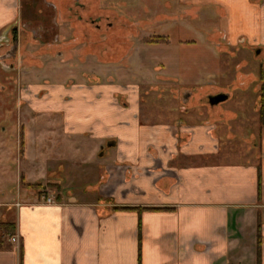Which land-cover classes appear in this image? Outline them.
I'll use <instances>...</instances> for the list:
<instances>
[{"label":"crops","instance_id":"crops-1","mask_svg":"<svg viewBox=\"0 0 264 264\" xmlns=\"http://www.w3.org/2000/svg\"><path fill=\"white\" fill-rule=\"evenodd\" d=\"M47 1L0 0V37L13 25L47 24L46 6L53 3ZM169 1L173 5L168 3L167 9L187 11L189 19L181 24L191 32H198L191 8L216 9L214 37L228 42L225 50L242 43L264 46V0ZM29 7L35 22L23 12ZM140 54L135 55L137 72L142 71ZM109 65L102 69L110 70ZM107 70L100 75L93 69L90 73L97 77L80 82L72 78L70 85L55 86L54 98L44 97L45 108L54 107L43 116L58 125L42 138L55 141L56 154L45 156L50 151L43 148L42 158L32 161L34 153L26 148L24 155L28 167L45 170L48 185H53L46 196L56 204L30 193L31 200L23 203L24 190L18 191L9 206L15 210L10 222L16 233L0 249V264H258L259 239L264 264L260 98L254 102L257 117L251 126L234 123L236 114L221 107L232 95L211 105L210 96L196 99L195 86L181 88L184 97L176 98L184 115L166 100L149 112L143 107L148 103L140 100L141 89L125 83V69ZM244 79L234 81L237 90L250 89L249 76ZM253 89L259 92L260 83ZM188 103L198 108L189 113ZM160 108L163 113L154 114ZM245 125L252 132L242 148L232 140ZM29 173L28 184L42 181H32Z\"/></svg>","mask_w":264,"mask_h":264},{"label":"rangeland","instance_id":"rangeland-1","mask_svg":"<svg viewBox=\"0 0 264 264\" xmlns=\"http://www.w3.org/2000/svg\"><path fill=\"white\" fill-rule=\"evenodd\" d=\"M51 1L58 9L49 8L51 4L46 6L48 20L45 16L43 20H47V24L38 22L21 27L15 44L0 48V222L14 220L15 210L10 211L9 206L18 199L19 190H24L23 198L19 199L25 203L30 199L28 193L43 198L52 189L48 185L49 179L44 177L45 170L36 165L28 167L24 154L28 148L34 153L32 161L35 157L39 161L42 149L46 148L50 155L46 153L45 156L54 158L51 155L56 154L55 141L44 142L42 134L49 129L55 130L58 123L55 120L47 122L44 118L43 112L54 106L45 108L47 101L43 100L54 98L55 86L69 83L72 78L77 82L84 81L87 77H97L96 74L106 75L104 71L108 68L102 69L105 65L110 64V70H107L110 72L118 71L121 65L126 73L125 83L141 89L140 95L143 96L140 100L148 103L143 104L146 111L158 108L166 100L173 103L172 107L179 115H184L180 112L181 102L178 100L184 97L181 88L195 86L199 92L196 99L221 93L232 95V99L221 107L236 114L234 123L244 122L251 126L252 120H256L253 106L260 98L261 88L259 92L253 88L256 83L261 87L260 74L264 76V46L255 43L247 48L242 43L246 48L230 45L225 50L228 42L214 37L218 35L215 27L219 18L213 7L190 9L198 17L191 19L198 32H191L184 30L186 27L181 24L189 19L187 11L178 7L167 9L168 3L173 5L169 0H80L85 5L79 11L80 20L68 19L67 11L74 5L73 0ZM33 11L31 7L23 11L30 22H35L32 20L35 19ZM39 12L45 13L46 10ZM100 15L109 17L100 22V27L87 20L89 16L97 18ZM58 35L62 43L56 46ZM150 38H161V42L145 41ZM138 50L141 72L135 69ZM93 69L98 72L92 76L90 71ZM177 73V77H173ZM246 75L253 84L247 91L237 90L234 81L244 79ZM196 80L200 83H194ZM209 81L205 87L204 82ZM199 84L204 88L200 89ZM151 102L153 106L149 105ZM186 107L189 113L198 108H192L189 103ZM162 113V108L158 112L154 110V114ZM240 130L232 141L243 148L247 146L252 130L246 125ZM28 172L32 181L43 182L26 187L30 185L25 180ZM4 242L10 244L9 237Z\"/></svg>","mask_w":264,"mask_h":264},{"label":"flooded vegetation","instance_id":"flooded-vegetation-1","mask_svg":"<svg viewBox=\"0 0 264 264\" xmlns=\"http://www.w3.org/2000/svg\"><path fill=\"white\" fill-rule=\"evenodd\" d=\"M48 4H51V3H48ZM73 4L74 5H72V6H70L68 8L69 9L67 11V13L69 14V18L68 19H70V18L71 19H76V20L82 19V17L79 16V11H80V9L84 8L85 5L82 2H80V0H73ZM53 6L55 7V5L51 4L50 5V8H53L54 9ZM107 18H109V17L108 16H105V15H100L97 18H94L92 16L91 17L89 16L87 20L90 21L92 24L96 25L97 27H100V25H99L100 22L103 21V20H105V19H107ZM59 21H61V19H59L57 22L59 23ZM58 23L56 24L57 26L59 25ZM26 26H28V27L31 26V23L30 24H26L25 27ZM20 34H21V30H20V26L19 25H13V26H11L10 27V30H8L4 35H2L0 37V48H3L5 46H7L9 43L15 44L17 42V40L19 39ZM60 42L62 43V40L59 39V35H58L57 38H56V40H55L56 46H58V44ZM59 54L61 55V53H59ZM70 83L71 82H69L68 85H70Z\"/></svg>","mask_w":264,"mask_h":264},{"label":"trees","instance_id":"trees-1","mask_svg":"<svg viewBox=\"0 0 264 264\" xmlns=\"http://www.w3.org/2000/svg\"><path fill=\"white\" fill-rule=\"evenodd\" d=\"M164 40H165V42L167 41L166 39H164ZM145 41H147L148 43H152V44H158L161 42V38H155V39L150 38V39H146ZM260 80H261V87H260L261 93H260V102H259L260 119H261V121H263V118H264V76L262 73L260 74ZM34 185H36V184L28 185L26 187L31 188V187H34ZM50 186H53V185H50ZM260 195H261V185L259 184V196ZM127 209H130V208L116 207L113 210H127ZM15 233H16V224L14 222H7V221L0 222V249H2L3 247L5 248L4 240L6 239V237L7 238L13 237V236H15ZM260 248H261V239H259L258 264H261Z\"/></svg>","mask_w":264,"mask_h":264},{"label":"water","instance_id":"water-1","mask_svg":"<svg viewBox=\"0 0 264 264\" xmlns=\"http://www.w3.org/2000/svg\"><path fill=\"white\" fill-rule=\"evenodd\" d=\"M228 99V95L221 93L215 96H210L209 100L211 105H218Z\"/></svg>","mask_w":264,"mask_h":264},{"label":"built area","instance_id":"built-area-1","mask_svg":"<svg viewBox=\"0 0 264 264\" xmlns=\"http://www.w3.org/2000/svg\"><path fill=\"white\" fill-rule=\"evenodd\" d=\"M43 199L45 200V203H47V204H55V200L50 198V197L44 196ZM12 239H13V241L15 240L14 238H12Z\"/></svg>","mask_w":264,"mask_h":264}]
</instances>
